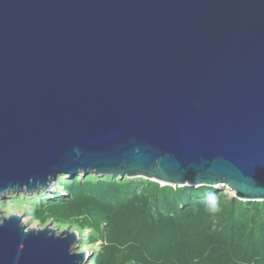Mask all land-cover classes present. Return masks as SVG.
<instances>
[{"label": "water", "instance_id": "water-1", "mask_svg": "<svg viewBox=\"0 0 264 264\" xmlns=\"http://www.w3.org/2000/svg\"><path fill=\"white\" fill-rule=\"evenodd\" d=\"M264 201V0H0V197L58 175ZM0 212V264H85Z\"/></svg>", "mask_w": 264, "mask_h": 264}, {"label": "trees", "instance_id": "trees-1", "mask_svg": "<svg viewBox=\"0 0 264 264\" xmlns=\"http://www.w3.org/2000/svg\"><path fill=\"white\" fill-rule=\"evenodd\" d=\"M56 183L65 195L40 194L36 219L87 231L80 242L99 247L91 264H264V201L141 178L87 175Z\"/></svg>", "mask_w": 264, "mask_h": 264}, {"label": "rangeland", "instance_id": "rangeland-1", "mask_svg": "<svg viewBox=\"0 0 264 264\" xmlns=\"http://www.w3.org/2000/svg\"><path fill=\"white\" fill-rule=\"evenodd\" d=\"M88 175H93L96 176L93 173H90ZM76 176H81L82 178H85L82 173H79ZM76 176H69L66 174H61L58 175L57 179L61 180H69L71 178H74ZM103 177V176H102ZM56 180L53 181L49 189L47 191L43 190H37V191H32V192H26L24 189L22 192H14V193H8L4 194L0 197V212L2 213L3 216H9L11 214H17L22 217V224L27 228V229H42L48 225H51L53 229L56 230L57 233H61L62 231H70V232H78V230L75 227H69V226H62V225H57L53 223L51 220H49L45 224H41L37 219L34 214V203L38 201L40 198V194H60V195H65L64 193H60L61 187L57 185ZM227 191V190H226ZM228 194L230 196H233L231 192L228 191ZM50 195V196H51ZM87 231L84 232L82 235L83 237H86ZM82 235L79 234V236L82 237ZM72 249H74L77 253L83 252L87 254V261L85 264H91L92 259L94 258L95 252L99 249L98 245L95 246H89L86 245L83 242H77L72 246Z\"/></svg>", "mask_w": 264, "mask_h": 264}, {"label": "clouds", "instance_id": "clouds-1", "mask_svg": "<svg viewBox=\"0 0 264 264\" xmlns=\"http://www.w3.org/2000/svg\"><path fill=\"white\" fill-rule=\"evenodd\" d=\"M209 200H210V204H211V210L212 211H216V201H215V197H212L211 195H210V197H209Z\"/></svg>", "mask_w": 264, "mask_h": 264}]
</instances>
